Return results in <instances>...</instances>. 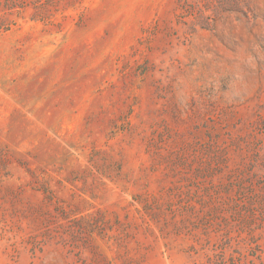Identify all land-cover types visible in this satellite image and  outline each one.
<instances>
[{
	"label": "rangeland",
	"instance_id": "1",
	"mask_svg": "<svg viewBox=\"0 0 264 264\" xmlns=\"http://www.w3.org/2000/svg\"><path fill=\"white\" fill-rule=\"evenodd\" d=\"M0 264H264V0H0Z\"/></svg>",
	"mask_w": 264,
	"mask_h": 264
}]
</instances>
